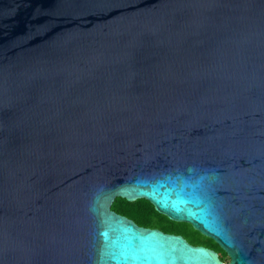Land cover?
Segmentation results:
<instances>
[{
  "label": "water",
  "instance_id": "water-1",
  "mask_svg": "<svg viewBox=\"0 0 264 264\" xmlns=\"http://www.w3.org/2000/svg\"><path fill=\"white\" fill-rule=\"evenodd\" d=\"M0 264H264V0H0Z\"/></svg>",
  "mask_w": 264,
  "mask_h": 264
},
{
  "label": "trees",
  "instance_id": "trees-1",
  "mask_svg": "<svg viewBox=\"0 0 264 264\" xmlns=\"http://www.w3.org/2000/svg\"><path fill=\"white\" fill-rule=\"evenodd\" d=\"M111 208L121 214H124L132 218L136 223L140 225L158 227L164 231L181 233L184 236V232L178 229L177 227L157 220L156 219L157 214L159 215H163V214L156 211L154 209V206L144 198H137L135 200L128 201L123 197H115L111 203ZM198 233L208 240V241H201L198 244H204V245L206 244L207 246L215 249L218 252V255L221 260H224L227 257L226 253L218 246L216 242H214L211 238L202 235L200 232Z\"/></svg>",
  "mask_w": 264,
  "mask_h": 264
},
{
  "label": "rangeland",
  "instance_id": "rangeland-1",
  "mask_svg": "<svg viewBox=\"0 0 264 264\" xmlns=\"http://www.w3.org/2000/svg\"><path fill=\"white\" fill-rule=\"evenodd\" d=\"M163 215L157 214L156 219L159 221L171 224L177 227L178 229H180L181 231H183L185 238L189 242L193 244H198L201 241H208L205 237L201 236L197 231H195V229H193L189 223L184 222V221H175V220L171 221L167 219L165 215L164 216ZM227 260H228V257H226L223 261H227Z\"/></svg>",
  "mask_w": 264,
  "mask_h": 264
},
{
  "label": "flooded vegetation",
  "instance_id": "flooded-vegetation-1",
  "mask_svg": "<svg viewBox=\"0 0 264 264\" xmlns=\"http://www.w3.org/2000/svg\"><path fill=\"white\" fill-rule=\"evenodd\" d=\"M168 232V231H167Z\"/></svg>",
  "mask_w": 264,
  "mask_h": 264
}]
</instances>
